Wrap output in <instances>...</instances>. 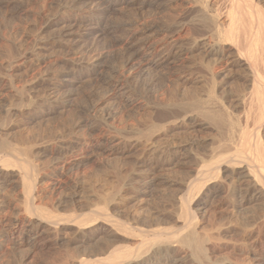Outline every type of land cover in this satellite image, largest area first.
I'll use <instances>...</instances> for the list:
<instances>
[{
  "label": "rangeland",
  "instance_id": "rangeland-1",
  "mask_svg": "<svg viewBox=\"0 0 264 264\" xmlns=\"http://www.w3.org/2000/svg\"><path fill=\"white\" fill-rule=\"evenodd\" d=\"M197 2L0 0V138L15 149L0 150V264H124L113 255L144 256L156 233L173 243L172 260L207 264L176 243L188 231L183 202L211 238L212 263L264 260V196L246 192L239 177L225 182L216 133L187 123L149 143L156 118L179 114L191 93L206 100L213 86V59L188 51L201 28ZM171 47L185 56L168 59ZM215 71L234 100L245 70L224 63ZM244 145L237 166L249 163ZM110 202L113 218L136 229L132 238L77 233L86 216L105 226Z\"/></svg>",
  "mask_w": 264,
  "mask_h": 264
},
{
  "label": "bare ground",
  "instance_id": "bare-ground-1",
  "mask_svg": "<svg viewBox=\"0 0 264 264\" xmlns=\"http://www.w3.org/2000/svg\"><path fill=\"white\" fill-rule=\"evenodd\" d=\"M212 1L213 0H198L196 4L195 14L198 16L194 15L196 16L195 18L198 17V22L201 28H198V33L196 34L197 36L194 38L192 46L188 49V51H199L205 57H210L213 59V67L215 68L221 67L224 63L229 64L230 67L236 66L243 68L245 70V79L242 88L240 89V94L234 100H231L230 97H228L218 86H216L217 80L222 75L217 74L215 68H208L207 74L209 75L213 86H211L208 91L207 99L202 100L195 93H191L188 99L189 101L186 104L187 106L181 110L179 114H175L174 112V114H165V117L159 121L157 118L155 122L152 120L153 123H151V128L149 130V143L155 147L157 144L158 133L161 130L169 132L173 130L174 127L181 124H192L194 129H211L216 133L215 137L217 139V144L222 150L219 155L217 152V162H224L229 165H227L225 169L226 181H224L230 186V183L233 182L232 180L235 177H239L241 183L244 187H246V190L244 189L246 192H256L264 196V6L262 5L264 0H223L219 4L217 3L214 8H212L211 5ZM126 2L127 0H107L108 8L123 5ZM134 2L140 9L148 4V0H134ZM79 4H81V2ZM179 31L180 28H176L175 32L178 33ZM169 38L173 42V36ZM175 48L176 47L170 48L167 56L168 59L172 57L185 56L186 52L184 53L181 49L179 50ZM203 61L204 60H201V64H203ZM247 89L252 90L247 93ZM207 101L211 102L213 106H210L211 104ZM242 119H244L247 124L251 123L252 125H249H251L250 127H252V129L243 127L241 124ZM242 140L245 142V153L247 154L246 156L249 159V163L246 164V166H240L242 165L240 162L241 164L237 166V164H239L237 160L238 158H241L243 154V150L240 147ZM4 149L11 152L15 151L11 143L0 138V150ZM182 149H184L183 146H180L173 151L170 150L166 154L171 152L179 153ZM231 151L235 152V154L233 153L234 156L233 154H231L232 156L228 155ZM165 156V153L161 154L160 160L164 159ZM153 162L155 165L156 162ZM218 184L220 186L223 183L220 182ZM219 186L218 189L220 188ZM28 188L31 189L32 185H29ZM241 192H243V190ZM110 203L109 209H102L104 216L103 220L106 221L105 226H102L101 224L97 226L99 223L98 218H91V216L87 218L86 216V219L82 218V220L78 223L79 228H77V233L79 232L85 237L90 235L93 238H97L100 234H103V232L108 235L111 232L116 238L120 237L123 233L132 238L136 229L132 227V223L128 224L125 221H118V219H114L111 214L115 213L116 209L114 208L113 203ZM192 210L193 208L191 206L183 202L181 218L187 225L188 231L185 235L181 236L180 239L177 238L178 241H176V243L186 248L187 251H192L193 255L198 260H203L207 264H214L209 256V253H211L210 251L213 249L210 250L208 248L209 242L211 243V238L200 235L198 225L192 223L194 218ZM99 212L101 211L99 210L98 213ZM16 220L17 219H15V221ZM104 227L105 230L103 229ZM157 228H155V230ZM54 230L56 231V229ZM20 236L18 237V240H20L21 243H27L29 241L28 237ZM170 242L169 238H166L161 233H156L153 240L149 242L150 246L147 245V252L144 256H136V259L128 262L127 260L133 257L132 252H118L113 255V261L121 259L126 262L124 264H183L182 261L177 258L175 260L170 258V249L174 247L172 245L173 243L171 244ZM100 244L99 246L101 247L102 245ZM110 248L112 249V246ZM147 248L149 250H147ZM158 260L161 262H158ZM69 261L67 263H72L70 259ZM252 264H264L263 255L261 253L256 255L252 260Z\"/></svg>",
  "mask_w": 264,
  "mask_h": 264
}]
</instances>
